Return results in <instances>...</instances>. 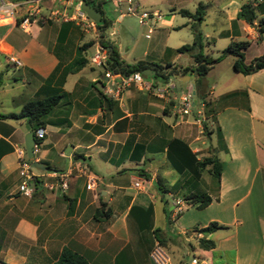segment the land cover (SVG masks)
Wrapping results in <instances>:
<instances>
[{
	"label": "crops",
	"instance_id": "0c3cea01",
	"mask_svg": "<svg viewBox=\"0 0 264 264\" xmlns=\"http://www.w3.org/2000/svg\"><path fill=\"white\" fill-rule=\"evenodd\" d=\"M13 1L18 3L19 19L30 3ZM99 1L102 16L111 21V27L113 20L105 15L104 1ZM111 1L116 9V0ZM135 1L139 7L159 14L148 20L152 27L157 23L150 45H160L163 36L158 58L164 59V65H176L181 76L177 77V72L168 76L173 87L170 77L186 80L190 77L186 73L195 65L189 53L177 50L183 40L173 45L167 40L172 31L187 26V21L175 19L177 14L183 15L182 8L193 12L199 2L207 4L196 27L201 29L207 15L216 25L214 34L208 31L203 34L210 37L208 43L221 36L228 39L227 44L231 39L249 40L243 49L245 62L264 52V32L260 34L257 26L259 16L264 14V0L252 4L258 12L252 22L239 14L241 4L251 0ZM50 4L49 0L42 1L41 13L26 30L9 19L0 25V54L7 66L20 71L15 79L23 86L7 99L9 109L3 108L6 103L0 90V112L19 111L26 100L55 90L65 92L46 116L41 150L35 155L45 163L46 169L32 172L38 180L31 196L19 191L23 175L15 151L24 142L30 126L24 119L0 117V260L10 264H51L62 248L68 246L84 255L89 264H154L148 253L158 240L157 234L172 253L174 249L183 251L182 244L192 248L190 243H196L193 238L197 230L193 227L171 226L173 216L177 219L174 201L167 210L164 196L184 199L188 192L196 191L211 197L204 208L214 207L207 220L199 225L211 220L229 225L208 234L216 244L207 251L216 252L219 259L209 258L201 264H264V67L250 73L234 68L232 74L210 86L205 76L200 81V88L210 95V107L215 112V122L210 125L216 126L221 142L214 150L224 165L219 179H215L207 168H197L195 158L187 157V149L185 160L180 150L173 161L168 147L161 148L164 139H177L196 155L199 147H192L191 142L199 136L188 130L194 121L191 125L187 118L176 115L173 104L170 109L169 93L158 96L153 92L157 80L144 76L142 87L132 85L118 96L106 93L103 72L95 71L100 66L89 61L95 40L89 41L93 43L89 48H86L89 42L83 45L81 54L87 63L75 72L66 71L78 55L80 45L72 38L77 26L73 22H52L46 17ZM188 5L195 8L192 10ZM122 16L119 12L114 20ZM39 18L42 23L38 22ZM109 27L107 38L125 61L121 42L114 36V28ZM173 49L177 50L174 58L186 54L183 62L170 60ZM9 55L20 58L22 64L14 65L8 60ZM143 55L133 62L156 63L157 56L150 55L148 50ZM166 55L169 57L165 58ZM71 75L75 77L69 80ZM217 85L219 92H214ZM191 87L195 88V81L188 85ZM223 94L233 98L217 104L216 96ZM172 114L170 120L167 115ZM66 144L71 145L67 153ZM59 157L65 158V166L57 164ZM128 169L132 172L126 179ZM171 169L178 175H173ZM90 178L93 184L87 188ZM62 180L66 181V187L60 186ZM135 181L140 182L139 186L134 185ZM103 201L111 208V214L98 218L96 209ZM172 259L174 264L180 263L173 256Z\"/></svg>",
	"mask_w": 264,
	"mask_h": 264
},
{
	"label": "rangeland",
	"instance_id": "374dc122",
	"mask_svg": "<svg viewBox=\"0 0 264 264\" xmlns=\"http://www.w3.org/2000/svg\"><path fill=\"white\" fill-rule=\"evenodd\" d=\"M104 1V6H105V10H106V16H108L111 20H113V23L111 25V28H114L115 33L114 36L116 38H118L121 42V53L123 55V57L125 58V61H127L128 63H133V61L141 56L145 57L143 55L144 50H148L149 54L157 56L155 57L156 59V63H163L164 59H159L158 58V53L162 47V38L163 36L161 35V40H160V45H150L151 44V40L152 38L156 35V24L153 25L152 27V31L150 32L149 36L145 35V32L147 31L146 29V25L145 24H141L138 22V17L135 14L132 13H128V14H124L122 17H120V19L118 21L114 20L115 17L118 16L119 14V9L116 8L115 9V5L113 4V2L111 0H103ZM121 9H125V6L122 5L120 6ZM190 9H194L195 6L193 5H188L187 6ZM118 9V10H117ZM164 9H162L163 11ZM160 16H164L161 15ZM176 21L182 20V21H187V26L177 30V31H172L170 33V36L168 37V42L173 45V44H180V41H182L183 43H190L192 41V36H193V28L194 26H197V21L191 17L188 16H183L180 14L176 15ZM53 22V21H52ZM57 23H61V22H57ZM77 26V25H76ZM214 27V28H213ZM200 31L202 33L201 36V44H202V50L203 52H208L209 55H212L213 58L217 57L221 51V49L223 47H225L227 45V38L221 36V37H216L215 41L213 43H208L207 40L210 39V37H205L203 34L205 31H208L209 33L214 34L216 32V30L218 28H216V25L214 23H211L210 20L208 19V15L206 17V21L203 22L201 24L200 27ZM127 29V30H125ZM166 32H163L162 34L164 35ZM51 36H52V32H51ZM73 37V41L77 39V43H79V45H84L87 44L89 41L95 40L93 34L91 31H85L82 30L79 26H77L74 35H72ZM152 36V38H151ZM158 42V41H157ZM93 43L86 45V48H89V46H92ZM176 49L172 50V54L170 57V60L179 63V62H183V60L186 58V54H182V56L180 58H174V54L176 53ZM250 52L252 51L249 50ZM89 53V51H87ZM86 52V53H87ZM248 52V53H250ZM150 55H148L147 59L150 58ZM169 55H166L165 58H168ZM236 57V55L232 54V53H227L226 55L222 56L221 58H219L217 60V63L215 64V66L210 67L209 70L207 71V73L204 75L206 77V79L208 80V86H210V84L212 82H214L215 80H221L223 78H225L224 76L227 75L228 73H233L234 72V66L232 64V60H234ZM0 62H2L0 64V90L2 89V94H3V98H4V102L6 103L3 108H11L10 105H7L8 101L7 99H9V96L11 94H13L14 92H17L18 90H20V88H23V86L19 85L21 84V81L19 79H15V76H18V73L20 72L18 69H14L11 66H7L5 64V62L3 61L2 55L0 54ZM101 71L103 72V68L102 67H97L95 68V71ZM190 77L186 80H182L179 78H176L174 76L170 77V80H172L175 84V86L172 88V92H170L168 94V97H170V102H169V107L170 109L172 108V104H174L176 102V98L178 97V95L183 92L186 91L188 88V85L190 83H192L193 81H195L196 77L198 76L196 73V69L194 68L191 72H190ZM196 76V77H195ZM202 76L201 79L204 77ZM75 77V75H71L69 80H72ZM221 78V79H220ZM157 83H161L160 81H157ZM100 86V84H98ZM192 88V87H191ZM219 86L217 85L216 88L214 89V92H219ZM222 91V89H221ZM217 95V94H216ZM174 96H176V98H174ZM231 96V95H230ZM233 96V95H232ZM210 95H207V99L209 98ZM230 98L233 97H229V96H225L223 95H218L216 96V101L217 104L223 103L228 101ZM194 107H193V111L187 115L184 116L185 118H187L188 121L191 122L192 125V121H194V125H192V127H189L188 130H190L193 135L196 134L199 136V139L196 141H192L191 145L193 146H197L199 147V149L197 150L198 154H196V156H204L207 155L211 152H215V150L220 146V141L218 138V133L216 130V126L214 125H210L213 122L210 121H206L208 124V127L210 128L209 132H207V129H205L203 127V121L207 118H205V108L207 107V105L204 104V100L198 95V93L195 92L194 97ZM216 105V104H215ZM10 106V107H9ZM15 109L12 110H17L16 107H12ZM198 109H201V113L199 114L200 117L202 119H200V121H196V118H198V114L196 113V111ZM207 109V108H206ZM172 110H170L171 113ZM168 118L171 120L173 118V114L172 115H167ZM214 126V127H213ZM19 146L24 147V142L20 143ZM65 149V153H67L70 148L71 145L70 144H66V146L64 147ZM215 149V150H214ZM40 150H41V146H40ZM42 153V151H41ZM37 154V153H36ZM40 154V153H39ZM220 155H222V153H220ZM65 158L63 157H59L58 158V162L57 164L60 166H65ZM131 169H128L125 173L124 178H128L129 174L132 172L130 171ZM172 170V174L173 175H178V172L175 169H171ZM38 170L31 167L30 168V172H37ZM180 175V174H179ZM216 179V178H215ZM33 186V185H31ZM167 203H166V209H170V206L172 205V202L175 200V197H173L172 195L169 194H165L164 195ZM157 203L159 204L160 201H157ZM213 207V206H212ZM210 208V206L208 208H199L195 205H189L187 202H184L182 204V210L176 215L177 219L174 218L173 216V221L171 222V226L174 229H191L194 226H197L199 224L203 223V220H207L208 215L210 214V211H214L213 208ZM197 218V219H196ZM175 219V220H174ZM195 220V221H193ZM193 223V224H192ZM225 232H222V234H224ZM226 234V233H225ZM193 240H196V237L193 238ZM192 241V240H191ZM181 248H183V251L180 249L178 250H173L170 251L169 249H167L169 251L170 254H172L171 256H173V258L175 260H177V262H180L181 264H186V262H189L192 255H196L199 258V264L204 263L203 260H205V262H207L209 260V258H211L212 261H215L216 258L217 260L218 258V254L215 252H211V251H207L204 250L202 248H199L195 245V248H190L189 246L183 245L181 246ZM178 263V264H180Z\"/></svg>",
	"mask_w": 264,
	"mask_h": 264
},
{
	"label": "trees",
	"instance_id": "16d2710c",
	"mask_svg": "<svg viewBox=\"0 0 264 264\" xmlns=\"http://www.w3.org/2000/svg\"><path fill=\"white\" fill-rule=\"evenodd\" d=\"M87 2L94 5L96 8H100V1L97 2L94 0H86ZM207 4L204 2H199L195 11L191 12L188 9H180V12L183 15H187L195 19L196 21L203 18V14L205 12ZM239 14L244 17L248 22H252L256 17H258L257 7L252 5L251 2H244L240 6ZM38 22L42 23V19L39 18ZM70 23V22H64ZM111 21L106 17H103V21L97 23L100 32L98 42L103 46L106 47L109 53V60L108 64L111 67L116 69H120L124 72H130L133 70H142L145 67L153 66L156 68V75L161 76L163 78L175 73L179 70L176 65H172L171 63H166V65L162 63H154V62H147L144 60H137L133 63H126L123 59L120 58L119 52L117 50L116 45L107 38L106 29L110 26ZM258 31L259 33L264 32V14L260 15L257 21ZM201 36L202 33L200 30L197 29L196 26L193 28V40L190 43H184L177 47L178 51H183L189 53L195 62L192 70L195 68L197 77L195 79V92L204 100V104L207 105V109L205 108V119L203 121V127L207 129L209 132L210 128L206 121L215 122V112L210 107L211 100L207 99V93L200 88V81L201 77L204 76L209 68L212 66L214 61H217L222 56L226 55L227 53H232L236 55L233 66L237 70L243 73H250L256 71L262 67H264V52L259 54L258 56L254 57L250 62L244 61V53L243 49L249 45V40L247 39H231L228 44L221 49L219 55L215 58L211 57L209 54L204 53L202 50L201 44ZM92 42V41H91ZM89 42L88 44H90ZM85 47L80 45L78 47V55L76 58L70 63V65L66 68V71L75 72L79 70L82 66L87 63V58L82 55V50ZM167 66L170 67L168 71L163 72V68ZM188 67L186 66L183 71H185ZM104 96H107L106 93H102ZM65 95L64 91L55 90L52 93H49L43 97H35L26 100L20 107L19 111H11L7 113L0 112V117L3 118H15V119H24L28 122L30 129L34 130L37 127H44L46 125V116L48 113L54 108L56 104L60 101V99ZM178 143V144H177ZM167 146L169 149V156L170 158L175 161L177 154L179 151L182 150V157L184 156L183 160H185V151L186 149L189 151L187 154L188 156H192L195 162V165L198 169H205L207 168L210 173L216 178L219 179L221 171L223 169V161L218 157L215 152H211L207 155L202 156L201 158H196L195 153L188 149V145L186 143L180 142L177 139H164L163 145ZM174 151V154L171 153ZM172 154V155H171ZM48 169L51 167L48 165ZM185 201L188 204H196L197 207L202 208L206 206L211 197L206 192H196L190 191L184 196ZM96 217H108L111 214V208L106 204V202H101L97 209H96ZM219 228H229V225L225 223H221L217 220H211L205 225H197L194 226L193 229L202 232V236L196 237V243H190L192 248H195V245L199 248L204 250H208L215 246L216 242L215 239L208 234L216 231ZM155 232L157 229H154ZM158 241L165 246V241L157 234ZM0 264H10L3 260H0ZM51 264H89L87 258L80 254L79 252L71 249L68 246H64L58 255V257L51 263Z\"/></svg>",
	"mask_w": 264,
	"mask_h": 264
},
{
	"label": "built area",
	"instance_id": "2783aa9c",
	"mask_svg": "<svg viewBox=\"0 0 264 264\" xmlns=\"http://www.w3.org/2000/svg\"><path fill=\"white\" fill-rule=\"evenodd\" d=\"M30 4L27 6L25 12L19 17H17V6L18 3L13 0H0V25L5 19H9L14 23L18 24L22 29L26 30L30 23L37 19L38 15L41 13L42 1L45 0H27ZM51 4L49 5L48 14L46 17L55 22H73L75 25L79 26L82 30L91 31L95 38V50L90 55L89 61L93 65H97L103 68V76L105 78V84L103 85L104 91L112 96H118L120 92L132 85L143 86L144 75L140 70H133L130 72H124L120 69L111 67L108 64L109 53L106 47H103L99 42V32L100 29L97 22L91 18L84 9L81 7L82 0H49ZM260 0H251L252 4L258 3ZM117 8L121 15L132 13L137 15L138 22L141 24H148V20L152 16H159L157 12L149 11L145 8L139 7L135 0H116ZM125 3V9H121V4ZM152 31V25L148 24L146 36H149ZM8 60L13 62L14 65L20 66L22 61L15 55H9ZM163 78V77H162ZM159 81V80H157ZM162 82V81H160ZM173 85L167 81L162 82V84L157 83L152 86L153 92L158 96H166L172 91ZM195 90L189 88L186 91L181 92L176 98V102L173 104V110L176 115L187 116L193 111L194 107V97ZM204 102V101H203ZM196 113L199 115L201 109H198ZM202 119L200 115L196 118V121ZM34 143L32 146L33 158L36 153L40 150L41 140L45 135L44 127H37L33 130ZM15 151L19 159L20 172L23 175L18 188L19 191L27 196H31L33 192V186L35 185L38 178L30 172L31 158L26 154L25 147L17 145ZM34 168V167H33ZM92 178L86 184L87 188L92 186ZM140 182L135 181L134 185L139 186ZM33 185V186H31ZM66 181L62 180L60 186L66 187ZM186 202L185 199L176 198L174 200L175 215H177L182 210V204ZM196 237L202 236V232L195 231ZM149 257L154 262V264H174L173 259L169 251L164 247L158 240H156L149 250ZM186 264H199V258L196 255H192L189 262Z\"/></svg>",
	"mask_w": 264,
	"mask_h": 264
},
{
	"label": "water",
	"instance_id": "95a60500",
	"mask_svg": "<svg viewBox=\"0 0 264 264\" xmlns=\"http://www.w3.org/2000/svg\"><path fill=\"white\" fill-rule=\"evenodd\" d=\"M81 7L97 23L103 21L102 11L100 8H96L94 5H91L86 0H82ZM191 71H192L191 69L188 70V72L186 73L187 77H189ZM141 72L144 76H147L149 78H152L154 80H159L162 82H165L169 78L168 76L165 78H162L161 76L156 75V68L153 66L145 67L141 70ZM175 75L177 77H181L180 73H178V72ZM34 140L35 139H34L33 130H29L26 133V135L24 136V147L26 150V154L29 158H31V166L32 167H34L36 169H46V165L44 162L33 158L32 146H33Z\"/></svg>",
	"mask_w": 264,
	"mask_h": 264
},
{
	"label": "flooded vegetation",
	"instance_id": "af4514ba",
	"mask_svg": "<svg viewBox=\"0 0 264 264\" xmlns=\"http://www.w3.org/2000/svg\"><path fill=\"white\" fill-rule=\"evenodd\" d=\"M163 72H165V70H163Z\"/></svg>",
	"mask_w": 264,
	"mask_h": 264
}]
</instances>
